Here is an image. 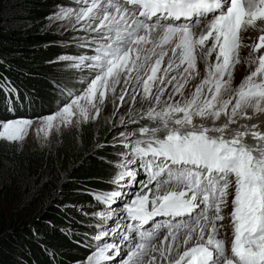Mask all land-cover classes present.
I'll return each mask as SVG.
<instances>
[{"label": "snow or ice", "instance_id": "6c2138e0", "mask_svg": "<svg viewBox=\"0 0 264 264\" xmlns=\"http://www.w3.org/2000/svg\"><path fill=\"white\" fill-rule=\"evenodd\" d=\"M77 2L82 5L78 11L64 7L52 19L74 18L71 30L86 34L76 46L89 48L93 54H61L57 59L72 61V67L87 70L94 78L57 112L39 118L37 134L47 138L53 129L72 124L75 117H79L77 123L95 120L108 94L114 96L122 81L121 105L126 96L136 101L141 89L143 99L155 101L139 113L155 126L139 128V139L131 130L119 133L126 150L121 155L126 159L120 162L110 183L117 188L122 184L135 187L128 200L123 199L121 190L93 194L109 209L94 215L110 218L115 205L122 209L119 216L123 219L107 227L102 223L95 226L98 234L91 238L95 248L82 264H115L117 257H121L120 264H156L155 252L168 264H264V132L255 124L250 129L243 126L245 130L229 128L236 123L238 112L245 116L248 108L253 113L264 112V54L256 56L255 70L239 85L230 114L231 99H221L222 90H227L232 79V69L240 62V48L250 46L253 53L264 49V28L258 42L242 43L243 33L256 28L258 22L264 24V0ZM194 29H200L199 34ZM210 39L211 45L206 47ZM169 45H173L171 57L162 68ZM198 49L205 59L207 75L190 98L172 102L176 94L183 95L196 71ZM213 53L216 61L208 65L207 58ZM181 67L183 83L176 75L170 76ZM6 81L0 87H11ZM169 84L173 92L158 110ZM179 113L183 115L176 117ZM221 115L228 120L219 126L196 124L193 119L210 118L215 122ZM135 122L134 118L120 121L125 125ZM33 123L27 118L0 121V141H23ZM249 134L256 141L254 146L244 141ZM229 201L233 237L230 255L225 240L219 238L223 225L218 223L225 220L222 212ZM182 216H188L189 222L162 223L154 219ZM164 229L167 234L159 246L152 244L158 231ZM182 230L185 234L181 242ZM87 241L85 233L84 246L91 248ZM189 242H193L191 247ZM181 246L183 252L179 251Z\"/></svg>", "mask_w": 264, "mask_h": 264}, {"label": "trees", "instance_id": "16d2710c", "mask_svg": "<svg viewBox=\"0 0 264 264\" xmlns=\"http://www.w3.org/2000/svg\"><path fill=\"white\" fill-rule=\"evenodd\" d=\"M55 1L0 0V85H11L0 87V121L28 117L8 112L15 94L22 106L37 103L27 108L37 116L56 109L61 85H72L71 74H56L63 36L46 26ZM106 135L84 125L79 141L64 132L52 147L0 141V264L82 259L88 224L77 205H100L93 194L112 186Z\"/></svg>", "mask_w": 264, "mask_h": 264}, {"label": "rangeland", "instance_id": "374dc122", "mask_svg": "<svg viewBox=\"0 0 264 264\" xmlns=\"http://www.w3.org/2000/svg\"><path fill=\"white\" fill-rule=\"evenodd\" d=\"M56 3L51 7L50 15L47 19V27L50 29L55 30L56 32H60L63 36V39L59 41L60 44H62V53L65 55H71V56H77V55H83L93 54L89 48H81L77 47V43L80 39L85 37V33L83 31L79 30H71L72 25H74L75 19L69 18L67 20H54L52 19L53 15L61 8L64 7H72L74 10L78 11L79 8L82 6L80 3L77 2V0H57ZM207 23V21H205ZM78 27V26H77ZM201 28H203V25H201ZM261 28H264V24H261L260 22L257 23L256 28H249L247 32L242 34V43L244 45H251L253 43L258 42V38L261 35ZM194 31L199 34L200 29H194ZM76 38V39H74ZM211 45V39L206 45V47H209ZM173 45L166 46L168 50V55L165 57L164 62L162 63L161 67L167 66V60L171 57V51L170 48ZM60 54V55H61ZM259 54H264V49H261L259 53H253L252 48L249 47H241L239 50V63L235 64L234 68L232 69V79L227 87V90H222L221 93V99L223 100H229L231 99V104L229 105L228 113L231 112V106L235 103V94L237 89L239 88V85L241 82L250 75L252 71L255 70V67L257 66L256 63L253 61L255 60L256 56ZM59 55V56H60ZM58 56V57H59ZM57 57V58H58ZM55 59L57 61V64L55 65L58 69H56V74L59 76L58 79L62 80L61 76L63 73L71 74L68 80L66 82L71 83L72 85H61V89L59 92L58 98L54 99V105H56V109H54L52 112H45L39 115H34V111H27L28 109H31L32 106H39L37 103L29 102L30 108L27 107V103L25 105H20L19 102V95L13 97L12 102V108L9 109L8 112L12 116H16L17 114H23L28 117H18V118H27L33 120L32 127L27 131V136L23 141L18 142L22 146L26 148H37L40 149L44 146L52 147L56 144L57 139L62 135L64 132H68V136L76 137L79 141L80 133L82 132L84 125H91L94 129V131H101L102 133L107 132L106 138H105V145L107 148L110 149V153L108 154V158L111 160L110 163L112 164V175L111 180L113 179L115 173L117 172L119 168V164L121 161L126 159L125 155H121L122 153H125V149L122 147L120 141L123 139L119 136L120 132H127L129 130L133 131L136 135L137 139L140 138L139 134V128L141 127H152L155 126L153 122L149 121L147 118H141L139 113L143 110L146 111L150 106H153L155 104L154 100H145L143 99V93L142 89L140 91V94L137 96L136 101H133L131 99V96H126L125 103L121 105V102L119 100V96L122 94L121 90L124 87L123 81L120 85H117L116 93L113 96L112 93H109L105 104L101 105V112L99 116L95 120H89L87 122L80 121L77 123V119L79 117H75L73 119V123L69 124L67 126L61 125L59 130L53 129L47 138H45L43 133L37 134L36 129L39 127L38 120L39 118L53 114L59 110L60 107H62L64 104L69 103L72 94L79 95L86 87L87 83L90 82L92 78H94V74H90L87 70H80L72 67V61H58V59ZM216 61L215 53L212 54V56L207 58V64H214ZM183 72V67H181L178 71H174L171 75H176L177 80L180 83H183V79L180 77V73ZM187 75V74H185ZM207 75V65L205 62V59L203 58L202 53H200L199 49L197 50V64H196V71L192 73V78L188 79L187 84L185 85V88L183 89V95L176 94L172 97V102L175 101H183L184 99L190 98L191 94L194 92L195 87L200 84V82L205 78ZM62 78V79H61ZM170 78V77H169ZM227 79V77H225ZM11 92L13 90H10ZM155 91V89H153ZM173 92V85L169 84L161 97V103L160 105H157V109L159 110L164 106V102L168 100V97ZM14 93V91H13ZM204 93L207 94V86H205ZM119 105V107H117ZM264 106V105H262ZM34 109H37V107ZM28 108V109H27ZM39 110V108L37 109ZM247 112V116L242 115L240 112H238L237 116L234 118L236 120L235 124H230V129H240L245 130L243 126H247V128H251L253 124L257 125V129L261 132H264V112L259 113H253V109L248 108L245 110ZM15 114V115H14ZM22 115V116H23ZM92 115H95L93 112ZM176 117H180L183 114H175ZM250 117V118H249ZM130 118H134L136 122L132 125H125L121 124V119L128 120ZM12 119H17L12 118ZM194 123L196 124H204L205 126H219L223 123H226L228 120V117L226 115H221L219 120H216L213 122L210 118L209 119H201L200 117H194ZM7 121V120H6ZM115 125V127H114ZM227 134V133H226ZM245 143L249 145H255L256 141L251 136V134L245 136L244 138ZM141 179H144L143 174H141ZM110 180V179H109ZM58 185V184H57ZM135 187V185H128V184H122L118 188L116 185L112 184L110 191L112 190H121L125 193L123 199L128 200L133 192L132 189ZM105 189L104 191L96 192V193H104L108 192ZM234 190V188L232 189ZM86 203L78 204L77 209H80L79 212L82 210L87 215V227L88 230L86 233L88 234V243L92 245L91 248L85 247L84 242V254L82 255V259L71 263V264H82L83 261H85L86 257L90 254V252L95 248V243L91 239L93 236L98 234V228L95 227L98 224H103L104 227H107L108 225L113 224V221L122 220L123 217L119 216V212L122 211V209H116L115 205H113V216L112 217H98L94 215L96 212L104 211L108 212V206L100 202V205L93 204V207L89 208L87 207ZM82 209V210H81ZM149 210H151V205H149ZM231 205L229 201V206L223 209L222 215L225 216V220L218 222L219 224H222L223 227L220 229L222 231V238L225 240V247L227 253L230 255V245H231V235H232V227H231ZM97 219L92 220V219ZM156 221H160L162 223H168L169 221H175L177 223L183 221V222H189L188 216H182V217H156L154 218ZM153 222H150V224ZM149 225H145V229H148ZM167 234L166 229L159 230L158 234L155 236V238L152 240V244L159 246L160 241L164 239V236ZM184 231H181L180 240L182 242ZM85 239V236H83ZM193 242H189L188 247L192 246ZM184 247L181 246L179 249L180 252H183ZM127 253H124V256L126 257ZM152 255H155L157 257L156 264H168L167 261L161 260L159 256V252L152 253ZM150 258V257H149ZM121 257H117L115 264H120Z\"/></svg>", "mask_w": 264, "mask_h": 264}, {"label": "bare ground", "instance_id": "6f19581e", "mask_svg": "<svg viewBox=\"0 0 264 264\" xmlns=\"http://www.w3.org/2000/svg\"><path fill=\"white\" fill-rule=\"evenodd\" d=\"M219 238L223 239V238H222V231H220V233H219ZM230 254H231V253H230Z\"/></svg>", "mask_w": 264, "mask_h": 264}, {"label": "water", "instance_id": "95a60500", "mask_svg": "<svg viewBox=\"0 0 264 264\" xmlns=\"http://www.w3.org/2000/svg\"><path fill=\"white\" fill-rule=\"evenodd\" d=\"M58 186H60V184H58Z\"/></svg>", "mask_w": 264, "mask_h": 264}]
</instances>
